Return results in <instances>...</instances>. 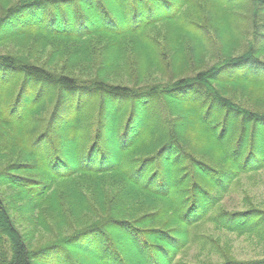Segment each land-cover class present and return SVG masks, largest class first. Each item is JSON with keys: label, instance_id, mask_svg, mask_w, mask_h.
<instances>
[{"label": "trees", "instance_id": "16d2710c", "mask_svg": "<svg viewBox=\"0 0 264 264\" xmlns=\"http://www.w3.org/2000/svg\"><path fill=\"white\" fill-rule=\"evenodd\" d=\"M262 172L264 0H0V264H264Z\"/></svg>", "mask_w": 264, "mask_h": 264}, {"label": "rangeland", "instance_id": "374dc122", "mask_svg": "<svg viewBox=\"0 0 264 264\" xmlns=\"http://www.w3.org/2000/svg\"><path fill=\"white\" fill-rule=\"evenodd\" d=\"M254 178L257 181V185H253L252 181L253 179H249L244 182V188L248 190V193L253 200V202L260 203L264 205V172L258 174L257 176H254ZM253 185V186H252ZM1 191L6 190L5 187L0 188ZM236 197H233L231 202L228 201L226 206L227 208L234 209L235 207H238V203L241 201V198L243 196L241 190H238L236 192ZM254 198V199H253ZM236 204V205H235ZM43 239L48 237L45 234H41ZM37 238V235H36ZM235 243V248L233 255H235L239 259H245L247 257H252L253 255L255 256V250H257L259 247H256L255 244L249 242H240L236 241ZM34 245V244H33Z\"/></svg>", "mask_w": 264, "mask_h": 264}]
</instances>
